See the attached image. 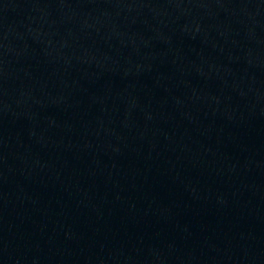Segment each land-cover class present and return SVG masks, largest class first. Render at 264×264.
I'll return each mask as SVG.
<instances>
[{
  "label": "water",
  "instance_id": "1",
  "mask_svg": "<svg viewBox=\"0 0 264 264\" xmlns=\"http://www.w3.org/2000/svg\"><path fill=\"white\" fill-rule=\"evenodd\" d=\"M0 264H264V0H0Z\"/></svg>",
  "mask_w": 264,
  "mask_h": 264
}]
</instances>
